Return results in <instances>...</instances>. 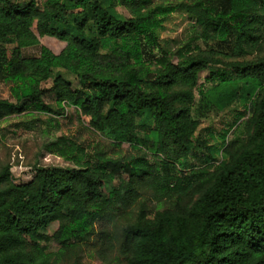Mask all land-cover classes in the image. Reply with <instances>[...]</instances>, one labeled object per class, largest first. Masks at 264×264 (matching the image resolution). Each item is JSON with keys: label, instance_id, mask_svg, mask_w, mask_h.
Returning a JSON list of instances; mask_svg holds the SVG:
<instances>
[{"label": "trees", "instance_id": "obj_1", "mask_svg": "<svg viewBox=\"0 0 264 264\" xmlns=\"http://www.w3.org/2000/svg\"><path fill=\"white\" fill-rule=\"evenodd\" d=\"M175 11L195 18L198 28L174 51L151 55L156 29ZM37 36L65 46L52 53L42 45L39 56H23ZM209 40L223 49L204 47ZM216 65L241 83L251 131L224 149L227 157L187 175H196L192 188L178 172L187 167L199 124L191 114L199 72L219 75L212 88L199 90V103L221 108L234 97L228 78L212 70ZM58 68L73 80L53 71ZM1 81L14 101L0 99V118L28 108L62 113L72 107L92 132L134 146L150 143L162 159L157 167L145 154L119 160L97 152L96 159L81 161L84 148L60 136L56 151L74 166L35 167L20 184L12 182L9 165L2 166L0 264H47L42 241L75 244L142 187L159 196L190 188L199 193L154 217L141 209L128 220L119 246L126 264H264V0H43L41 6L0 0ZM162 166L165 173L158 172ZM54 221L51 235L41 232Z\"/></svg>", "mask_w": 264, "mask_h": 264}, {"label": "rangeland", "instance_id": "obj_2", "mask_svg": "<svg viewBox=\"0 0 264 264\" xmlns=\"http://www.w3.org/2000/svg\"><path fill=\"white\" fill-rule=\"evenodd\" d=\"M161 2L175 0H156ZM38 6L43 0H37ZM118 11L128 15L123 8ZM198 28V21L186 12L175 11L166 17L156 29L155 46H149L147 51L151 55H159L163 50L174 51L188 40L194 30ZM35 34V25L32 26ZM38 43L22 49L23 56H39L41 46L47 47L52 53H59L65 46V42L53 37L37 36ZM203 45V44H202ZM11 45H5L10 47ZM204 47H210L221 51V45L215 40H209ZM254 56V55H251ZM249 56V57H251ZM216 73H222L228 78L226 89L234 92L232 100L223 107L207 106L199 103V90L203 92L212 88L219 81V75L214 79L208 77V70L199 72L196 87L193 89L194 102L191 106V114L198 119V126L193 135V142L186 156V168L178 172L182 176L184 184L192 181V188L196 186L195 176L200 170L206 168L208 161L218 162L224 154V149L238 146L243 143L251 131L245 114V103L241 83L233 81V75L228 69L216 65L212 69ZM66 80H73V75L68 71L58 68ZM47 81L46 85H48ZM0 99L14 101L10 85L0 82ZM44 101L52 107L51 98ZM226 133L225 141L222 135ZM64 137L67 143L74 142L84 148L81 161L94 160L95 153L105 157L119 160H128L131 157L145 154L149 163L157 167L161 165L162 157L155 153L154 147L147 143L144 145H132L128 142H113L99 133L87 128L84 118H78L72 107H64L62 113L39 112L33 108L25 109L19 113L8 114L0 118V168L9 165L11 180L15 184L27 182L31 179L35 167L61 166L72 167L74 162L59 155L54 143L58 137ZM137 136L143 139L144 134L138 132ZM234 144V145H233ZM50 148V149H49ZM159 173L166 170L161 167ZM196 172L194 177H187ZM192 188L182 195L176 193L159 196L153 193L151 188L138 189V195L127 206L113 215L105 216L93 223L89 232L83 239H78L75 244L60 247L50 240L41 242L47 246V264H126L125 258L120 254V229L130 219H133L139 210L143 209L148 217H154L155 213L167 208H175L177 202L181 205L194 200L198 193L192 195ZM180 196V201L177 200ZM58 227L54 221L41 230L42 233L51 235Z\"/></svg>", "mask_w": 264, "mask_h": 264}]
</instances>
